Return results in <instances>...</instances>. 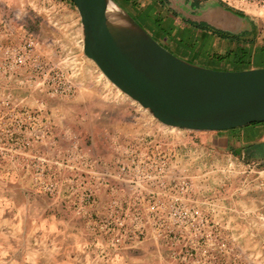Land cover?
Segmentation results:
<instances>
[{"label":"crops","instance_id":"obj_1","mask_svg":"<svg viewBox=\"0 0 264 264\" xmlns=\"http://www.w3.org/2000/svg\"><path fill=\"white\" fill-rule=\"evenodd\" d=\"M50 2L42 0L43 6ZM30 3L36 4L35 0H0L6 11L15 5ZM115 3L136 22L140 20L142 24L137 23L148 30L161 46L168 51L169 47L173 48L175 56L192 64L212 68L211 64L219 63L215 57L226 62L246 59L245 61L253 64L260 63L258 66L264 63L263 55L258 59L255 57L257 50L264 52V11L244 5L234 6L225 0H119ZM67 5L70 6L68 3ZM11 36L12 32L8 35L6 27L4 30L0 28V61L2 50L8 46ZM189 36L208 39L210 46L205 51L206 55L195 56L193 51L182 46L181 40ZM254 66L246 68H259ZM222 69L231 70L230 67ZM11 80L10 75H0V87H7ZM120 111L95 108L81 113L82 118L88 120L87 127L81 130L88 135L86 145L83 144L84 140L81 141L91 149L93 158L110 162L115 143L110 134L115 129L119 132V140L123 141L136 133V123L117 119L119 116L126 117L129 113L124 109ZM50 113L56 114L52 111ZM261 129L264 130L263 122L232 129L204 131L203 138L207 142L202 145L206 147L205 144L208 143L215 152L228 150L232 155H241V159L246 155V164L260 161L251 157L259 156L256 151L262 136L259 135ZM217 160L223 162V158ZM228 162L232 164L233 160L229 159ZM92 168L95 170L99 166L93 165ZM233 176L236 178V186H232L228 196L233 201L222 219L229 222L231 231L238 234L244 247L256 256L252 264H264V221L258 219V213L264 209V194L255 188V181L251 182L250 173ZM241 177L247 184L245 188L238 187L237 182H240ZM38 191L24 186L14 173H0V261H5V264L165 263L153 242H147L137 250L125 249L124 253L110 251V262L95 259L91 254L95 251L93 243L95 240L97 243L102 241L101 237L93 239L90 232H86L81 218L68 214L63 207L53 202L51 204L47 200L48 196ZM104 191V188L97 187L96 192L101 200L106 198ZM209 191L206 188L203 190L205 196L213 197L215 194ZM15 198H21V201L18 203ZM151 247L153 250L150 253H141L142 249ZM97 248L98 245L96 251ZM108 254L99 256L105 258Z\"/></svg>","mask_w":264,"mask_h":264},{"label":"rangeland","instance_id":"obj_2","mask_svg":"<svg viewBox=\"0 0 264 264\" xmlns=\"http://www.w3.org/2000/svg\"><path fill=\"white\" fill-rule=\"evenodd\" d=\"M50 1V4L45 6H43L42 0H35V5L34 3L23 6L18 4L8 11L0 4V28L4 30L6 27L8 35L9 32H12V41H8V46L23 47L29 44L31 49L28 64L17 68L10 74L12 80L8 82L7 87H0V132L4 133L8 128H12L13 131V141H11L12 144L9 143V147L0 142V173H14L24 186H30L39 192L34 176L35 166L32 156L35 153L44 154L48 160L47 166L52 171L55 170L62 174L60 194L54 196L44 193L48 196L47 200L51 204L53 202L57 206L63 207L68 214L78 217L72 208L73 203H70L74 199L70 192L72 189L80 192L91 188L104 168L94 164L99 166L94 170L89 163V158L92 159L94 154L91 149L89 150L85 146L88 135H85L81 130L87 127L88 120L82 118L81 113L95 108L114 112L124 109L129 112L128 115L126 117L119 116L117 119L136 123L134 131L136 133L127 136L126 139L134 136L148 138L168 147V150L174 151L177 155L178 167L193 177L196 183L195 189L206 188L212 194H221L222 204L229 208L233 200L228 196L233 189L232 186H236V178L233 174L240 176L247 173V156L244 155L241 159V155H232L228 150L215 152L208 143L205 144L206 147L203 146L204 142H207L203 138L204 131L178 129L159 123L147 109L141 107L114 86L96 64L83 54L81 22L73 2L71 0ZM137 22L142 24L140 20ZM180 43L186 49L193 51L195 56L206 55L205 51L210 46L206 37L200 38L199 36L197 39L190 36L184 37ZM169 49L176 55L173 48L169 47ZM261 55L264 56V52L257 50L255 57L258 59ZM34 59L45 64V69L36 71L31 66ZM242 59L244 58L242 57ZM215 60L219 63H213L211 64L212 68L210 67L215 70H224L222 69L224 67L225 69L230 67L231 70H242L248 69L246 67L252 65L264 67V63L258 66L260 63L253 64L245 61L246 59L226 62L215 57ZM45 70L50 72L45 74L46 77L54 78L57 87H63L65 83L74 84L75 89L72 94L51 95L49 90L45 89L46 87L43 88V86L36 85L35 81H31L32 77H41ZM0 75L9 77V74L1 70ZM29 111L41 114L46 123L54 128L55 144L51 143V140H45L37 141L28 148L21 146L22 138L27 135L26 132L36 130L38 127L27 120L25 114ZM50 111L56 112V114H51ZM260 122L264 123V121L258 123ZM75 133H77V142L82 150L81 158L78 157L77 161H72L75 169L70 175L68 170L71 158L67 146H69L72 134ZM261 134L256 151L259 156L251 158L264 161L263 129L259 132V135ZM110 135L116 142L123 141L119 140V132L116 129ZM81 139L84 140L83 144L85 145L82 144ZM217 158H223V162L222 160L218 161ZM229 159L233 160L232 164L228 162ZM101 161L106 162L104 159ZM69 176L71 177L69 178ZM237 184L239 188H245L247 185L246 182H243L242 177ZM215 191L221 193H215ZM15 199L18 203L21 201V198ZM83 224L86 232H90L86 228L85 222ZM90 235L93 239L94 237L98 238L92 232ZM94 242L96 243H93L95 251H91L94 258L110 262L112 255L108 254L109 256L101 258L99 256L101 245L99 242V244L97 243V240ZM96 245L99 247L97 248L98 252ZM134 248L137 250L138 247ZM134 248L130 250L132 251ZM125 249L129 248L118 250V252L124 253ZM152 250V247L145 248L141 250L143 251L141 253H150ZM0 264H5V261H0Z\"/></svg>","mask_w":264,"mask_h":264},{"label":"built area","instance_id":"obj_3","mask_svg":"<svg viewBox=\"0 0 264 264\" xmlns=\"http://www.w3.org/2000/svg\"><path fill=\"white\" fill-rule=\"evenodd\" d=\"M225 1L264 11V0ZM29 47V44L4 47L0 70L10 75L26 66ZM31 66L36 71L45 69V64L38 59ZM47 73L50 72L45 70L41 77H32L31 81L46 87L51 95L72 94L74 84L57 87L54 78L46 77ZM25 116L38 127L26 132L21 141L23 148L37 141L56 143L54 128L41 114L29 111ZM12 132V128L0 132V142L6 147L12 144ZM67 148L71 158L68 171L72 175L75 169L72 161L81 158L82 150L76 134H72ZM168 149L151 139L134 136L115 141L108 163L89 158L90 165L104 168L91 188L80 192L72 189L70 194L74 199L70 203L86 228L101 237L99 254L153 242L166 264H252L256 256L231 231L229 222L222 219L230 207L222 204L220 194L207 197L204 189H195L193 177L181 171L176 153ZM32 158L38 189L48 195H59L62 174L47 166L44 154L35 153ZM246 167L251 182L255 181L257 190L264 194V161L248 163ZM97 187L104 188V200L99 198ZM258 219L264 221V209L258 213Z\"/></svg>","mask_w":264,"mask_h":264},{"label":"water","instance_id":"obj_4","mask_svg":"<svg viewBox=\"0 0 264 264\" xmlns=\"http://www.w3.org/2000/svg\"><path fill=\"white\" fill-rule=\"evenodd\" d=\"M71 1L80 17L83 54L159 123L178 129L214 131L264 121V67L215 70L192 64L161 46L118 6L147 36L152 47L170 57L164 62H130L106 25L105 0Z\"/></svg>","mask_w":264,"mask_h":264},{"label":"bare ground","instance_id":"obj_5","mask_svg":"<svg viewBox=\"0 0 264 264\" xmlns=\"http://www.w3.org/2000/svg\"><path fill=\"white\" fill-rule=\"evenodd\" d=\"M104 14L106 25L127 60L132 62L133 59L137 61L155 59L164 62L170 59L167 54L151 46L147 36L129 21L114 1L105 0Z\"/></svg>","mask_w":264,"mask_h":264},{"label":"trees","instance_id":"obj_6","mask_svg":"<svg viewBox=\"0 0 264 264\" xmlns=\"http://www.w3.org/2000/svg\"><path fill=\"white\" fill-rule=\"evenodd\" d=\"M114 2H118L119 0H113Z\"/></svg>","mask_w":264,"mask_h":264}]
</instances>
